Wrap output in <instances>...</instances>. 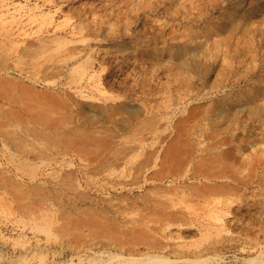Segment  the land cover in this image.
Here are the masks:
<instances>
[{"label":"rangeland","instance_id":"rangeland-1","mask_svg":"<svg viewBox=\"0 0 264 264\" xmlns=\"http://www.w3.org/2000/svg\"><path fill=\"white\" fill-rule=\"evenodd\" d=\"M0 116V264L264 260V0H0Z\"/></svg>","mask_w":264,"mask_h":264},{"label":"bare ground","instance_id":"bare-ground-1","mask_svg":"<svg viewBox=\"0 0 264 264\" xmlns=\"http://www.w3.org/2000/svg\"><path fill=\"white\" fill-rule=\"evenodd\" d=\"M113 4V3H112ZM151 4V3H150ZM152 8V7H151ZM146 10V9H145ZM153 10H154V8H153ZM139 16V15H138ZM250 19V18H249ZM248 19V20H249ZM199 22V21H198ZM172 24V23H171ZM159 26V25H158ZM126 27V26H125ZM73 30V29H72ZM263 30V29H262ZM72 34V33H71ZM164 42V41H163ZM191 52V51H190ZM187 54V53H186ZM263 54V53H262ZM250 56V55H249ZM87 59V58H86ZM167 61V60H166ZM173 62V61H172ZM149 67H151V66H149ZM149 69V68H148ZM150 70V69H149ZM241 82V81H240ZM1 117V116H0ZM2 118V117H1ZM75 128V127H74ZM73 128V129H74ZM54 130V129H53ZM33 132V131H32ZM37 132V131H36ZM55 132H58V130L57 131H55ZM61 132V131H60ZM23 133H24V131H23ZM59 133V132H58ZM25 134V133H24ZM62 134V133H61ZM26 135V134H25ZM64 135V134H63ZM88 137V136H87ZM90 137V136H89ZM93 137V136H92ZM224 139V138H223ZM219 140H220V138H219ZM223 151V150H222ZM224 152V151H223ZM222 152V154H224ZM228 158V157H227ZM226 159V158H225ZM216 160V159H215ZM224 159L222 158V161H223ZM228 160V159H227ZM231 160V159H230ZM229 160V161H230ZM219 161V160H218ZM226 161V160H225ZM256 161V160H255ZM216 163V162H215ZM218 163H220V162H218ZM222 164H223V162H221ZM229 163V162H228ZM228 163L226 162V164L228 165ZM251 164H253L252 162H251ZM216 165H217V163H216ZM221 166V165H220ZM231 166V165H230ZM253 166V165H252ZM219 167V166H218ZM229 167V166H228ZM254 167V166H253ZM236 169V168H235ZM227 170V169H226ZM232 170V169H231ZM252 172V171H251ZM215 173V172H214ZM262 173V172H261ZM252 174V173H251ZM263 174V173H262ZM258 175V174H257ZM263 176H264V174H263ZM238 178H240V177H238ZM247 178V177H246ZM249 178V177H248ZM241 179V178H240ZM239 179V180H240ZM258 180H259V178H258ZM10 185V184H9ZM222 185H224V184H222ZM227 186V185H226ZM225 186V187H226ZM228 187V186H227ZM18 188H19V186H18ZM45 217V216H44ZM220 219V218H219ZM217 220H218V218H217ZM45 221V220H44ZM45 223V222H44ZM46 225V224H45ZM42 226H44V225H42ZM40 227H41V225H40ZM42 228V227H41ZM45 229V228H44ZM258 264H264V260H262V261H260Z\"/></svg>","mask_w":264,"mask_h":264}]
</instances>
